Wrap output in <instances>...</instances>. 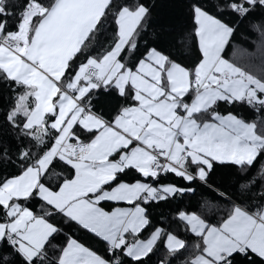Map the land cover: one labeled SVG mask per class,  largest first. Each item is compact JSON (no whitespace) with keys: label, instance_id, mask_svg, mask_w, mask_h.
I'll return each instance as SVG.
<instances>
[{"label":"snow or ice","instance_id":"obj_1","mask_svg":"<svg viewBox=\"0 0 264 264\" xmlns=\"http://www.w3.org/2000/svg\"><path fill=\"white\" fill-rule=\"evenodd\" d=\"M113 5L114 0H0V84L14 93L0 115L21 141L13 160L0 139V164L18 162L19 168L0 179V247L6 243L12 250L0 254V264H145L158 241L175 257L187 242L161 227L142 239L150 220L141 205L193 189L147 180L173 174L226 197L210 183L213 162L230 163L244 174L264 153V78L222 56L233 26L193 3L201 54L194 68L152 48L132 70L122 53L137 49L149 15L143 3L119 5L110 50L87 53ZM258 8L264 10V0H225L216 6L241 20ZM81 55L84 60L74 68ZM113 87L122 97L131 92L134 103L109 121L93 111L92 98L95 90ZM221 102L246 105L256 118L248 122L232 112L222 114ZM81 132L90 137L87 142ZM57 162L74 175L56 171ZM130 170L145 180H121ZM257 177L264 180V163ZM256 184V177L239 184L240 193L251 197L248 206L234 204L218 226L184 210L176 214L199 241L198 254L181 264H233L234 254L249 251L264 261V184L253 191ZM32 198L50 210L35 214L23 203ZM101 202L132 207L109 212ZM57 214L106 242L110 258L71 237L64 245L53 244L62 231L50 222Z\"/></svg>","mask_w":264,"mask_h":264},{"label":"trees","instance_id":"obj_2","mask_svg":"<svg viewBox=\"0 0 264 264\" xmlns=\"http://www.w3.org/2000/svg\"><path fill=\"white\" fill-rule=\"evenodd\" d=\"M224 2L225 0H114L113 11L105 21L101 33H98L96 39L90 43L87 53L100 56L105 51L110 50L117 30L113 15L119 5L127 3L134 7L137 3H143L149 8V15L136 38L137 49L133 52H123L122 62L135 70L139 59L143 58L149 49L155 48L185 68L192 69L201 58L197 43L198 38L194 34L195 24L192 4L200 3L211 14L216 15L235 28L222 52L223 58L258 78H264V10L258 8L247 18L241 20L228 10L223 12L216 10L217 4H223ZM83 60L84 56L81 55L73 67H77ZM13 96L14 93L7 85L0 84V113L6 114L13 103L11 99ZM92 99L93 111L109 121L114 119L122 107H128L134 103L131 99V92L127 97H122L114 87L107 91L104 89L95 90ZM188 100H191L190 96ZM219 111L222 114L232 112L248 122H252L256 118V113L242 104L227 105L221 102ZM257 123L260 122L257 121ZM261 127H264V125H261ZM77 131L80 132V129L77 128ZM81 138L85 142L90 139L87 134L82 132ZM0 139L9 147L13 160H16L21 141L16 138V133L3 120V115H0ZM70 142L74 143L75 141ZM23 145L27 147L29 141L24 139ZM35 150L33 148V151ZM261 163H264V153L258 157L253 167L242 174L241 169L235 165L214 161L210 183L221 192H225L226 197H218L215 192L204 187L199 181L189 184L173 174L161 175L158 182L149 178L147 182L152 183L154 186L171 183L181 188L191 187L193 191L178 194L175 198H169L166 202H149L141 205L147 209V218L150 220V225L142 231V239L147 238L156 227H161L173 232V234L187 242V247L177 256L169 257L163 243L158 241L154 253L145 258V264H160L162 260H165V264H168L166 258L170 259L171 264H181V261L190 260L197 255L198 250L194 245L199 242L198 238L185 230V226L175 218L176 214L184 210L190 214L200 215L209 224L218 226L231 213L234 204L248 206L247 202L251 197L249 194L240 193L239 184L241 182L256 177L257 184L254 186L253 191H258L260 185L264 184V180L257 177ZM56 171L62 172L64 176L71 177L74 175L70 167L63 166L59 162H57ZM18 173V162L0 164V179ZM120 179L129 183L136 180H145L134 170L121 175ZM45 182L47 183L46 179ZM23 203L24 206L29 207L37 215H42L45 210H50V206L45 205L39 198H32ZM111 205L112 202H107L104 206L106 208ZM50 222L62 229L52 241L53 244L64 245L68 237H71L103 258H110L106 242L95 234L79 227L74 222H67L59 214L51 217ZM11 251L6 243L0 247V254L8 255ZM52 251L49 246L50 255ZM17 259L19 258L17 257ZM232 259L233 264H264V261L250 251L247 256L236 253Z\"/></svg>","mask_w":264,"mask_h":264},{"label":"crops","instance_id":"obj_3","mask_svg":"<svg viewBox=\"0 0 264 264\" xmlns=\"http://www.w3.org/2000/svg\"><path fill=\"white\" fill-rule=\"evenodd\" d=\"M197 43H198V41H197ZM198 47H199V45H198ZM132 70H134V69H132ZM117 91V90H116ZM118 92V91H117ZM131 106V105H130ZM217 163H219V162H217ZM73 171V170H72ZM73 173H74V171H73ZM107 202H101V205H100V207H102V208H104V210H106V211H109V212H111L114 208H116V207H121V208H130V207H132V205H128V204H126V203H123V202H120V203H115V202H112V205L111 206H109V207H106L105 208V204H106ZM101 239V238H100ZM253 254V253H252ZM255 255V254H254Z\"/></svg>","mask_w":264,"mask_h":264},{"label":"rangeland","instance_id":"obj_4","mask_svg":"<svg viewBox=\"0 0 264 264\" xmlns=\"http://www.w3.org/2000/svg\"><path fill=\"white\" fill-rule=\"evenodd\" d=\"M150 233H151V232H150ZM148 236H149V235H148ZM148 236H147V237H148Z\"/></svg>","mask_w":264,"mask_h":264}]
</instances>
